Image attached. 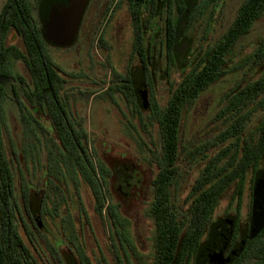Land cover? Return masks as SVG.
Masks as SVG:
<instances>
[{"label":"trees","instance_id":"obj_1","mask_svg":"<svg viewBox=\"0 0 264 264\" xmlns=\"http://www.w3.org/2000/svg\"><path fill=\"white\" fill-rule=\"evenodd\" d=\"M162 1L165 3L160 9L165 21H159L160 25L164 24L159 42L166 46L168 70L180 71L181 77L166 105L161 107L154 102L153 106L154 120L161 132V151L152 155L160 167L154 182L156 191L151 211L155 222V258L152 264H194L193 257L200 252L203 241L213 240L221 230V220H216L214 214L222 198L234 190V199L241 202L248 191L252 196L257 180L264 176V37L253 43L246 53H239L238 58L233 56L240 40L251 32L257 21L264 18V0H242L222 41L210 50L207 59L197 49V53L186 58L182 65L175 56L173 44L176 25L190 1L175 0L174 18L171 17L168 0ZM216 1L196 0L189 25L203 23L209 11L219 8ZM153 4L152 9L159 8L156 2ZM143 5L147 11V5ZM3 24L0 21V25ZM153 24V20L147 18L136 21L141 34L137 36L132 56L142 61L141 74L137 73L139 70H130L126 76L115 73V84L108 93L124 92L128 100L134 101L132 84L139 83L135 73L142 84L150 83L151 86L155 74L148 64L152 62L153 54L146 47L156 44V37L147 36L148 28ZM5 25V31L0 33V75L13 76L14 64L22 62L30 79L16 76L14 98H9L0 86V264H37L35 252L25 239L27 237L34 245V233L21 219L22 211L31 220L44 215L46 200L53 194L59 195V186L36 187L25 183L22 202L19 201L15 193V166L8 155L2 129L3 113L5 102H14L25 126L33 132L41 128L51 158H59V127H73L66 114L59 116V110L66 111L69 107L71 95L64 97L63 93H66L70 74L62 70L49 54V46H59L39 32L33 35V25L27 33L24 32L25 21L16 19L14 27L22 32L27 49H6V36L3 34L8 33L9 22L6 21ZM100 46H106L103 39ZM137 48L141 50L137 52ZM234 74H240V78L223 95L222 113L216 117L220 121L218 131L197 143L183 145L181 125L185 111L192 108L204 92ZM31 111L35 114L32 115ZM44 119L51 122L54 134L47 130ZM76 135L80 138L86 136L77 131ZM64 136V148L73 156L79 153L80 139L76 144L72 134L64 132ZM13 154L16 164L25 167L24 153L14 149ZM194 166H198V172L182 188L181 182L187 174L185 167ZM234 220V224L229 222L228 228H224L223 237L237 236L239 213ZM34 229L40 236L44 231V228L35 226ZM248 234L240 233L238 237L247 238ZM262 237L264 232L258 236ZM55 238L59 240V236L55 235ZM251 245V242L247 243L246 253H250ZM48 253L52 257L51 262L59 264L58 250L55 248Z\"/></svg>","mask_w":264,"mask_h":264},{"label":"flooded vegetation","instance_id":"obj_2","mask_svg":"<svg viewBox=\"0 0 264 264\" xmlns=\"http://www.w3.org/2000/svg\"><path fill=\"white\" fill-rule=\"evenodd\" d=\"M52 1L53 0H0V21L4 23L0 25V33L2 34L5 31L6 21H8L10 25L8 33L3 34L6 36V49H11L12 47L27 49L22 39V32H18L14 27V21L16 19L25 21L24 32L29 31L33 25L35 29V32L32 33L33 35L39 32L42 36L46 37V22L48 20L46 12ZM155 2L159 8L152 9L151 5H154L153 3ZM220 2L221 0H217L215 3L219 5ZM164 3L165 1L162 0H88L74 43L65 48L48 47V49L53 48L59 49L60 51L74 48V53L78 60L80 59L79 54H82V51L86 50L89 56V54H92L91 52L94 47L102 49L104 52L111 55L112 45L107 41V33L111 27L117 23L119 16H122L129 22L128 30L132 35V45L130 53L126 58V67L123 73L114 70L111 61L106 59L101 63H97L98 74L100 73L99 76L102 78L101 79L94 70L96 69V63L93 62V56L91 55L92 61L89 66L85 67V64L79 61L77 63L78 71L70 75L72 78H75L73 79L75 84L69 87L70 79H67L66 93H63V96L66 97L65 95L67 94L71 95V98L69 107H67L66 111L59 110V116L66 114L68 119L73 123V127H59V158H51V162L59 167V173L51 174L49 172V166L48 172L42 174L39 179L42 183L41 186L44 187L49 184L52 186V184H56L55 182L59 181V229L56 232V236H59V240L55 237L51 240L52 242L48 241L45 237L41 239L44 242V247L41 251L45 250L44 252L48 253L55 248L58 250L59 264H133V261H138L140 264L141 262L142 264L153 263L155 258V222L151 215V211L156 191L154 182L158 176L160 167L152 158L131 163L124 155L112 152V149H109L107 143H99V146H97L94 132L88 128L87 121L81 118L82 110L79 108L81 104L83 105V102L91 101L96 96L101 95L106 96L112 103L111 106L116 105L121 107L120 103H125L126 108L129 107L128 113L131 116L135 115L136 118H139L143 123L142 131L147 132L149 128L145 125V122H152L151 125L158 126L160 149L156 152L152 151V155L160 153L161 132L158 123L154 120L155 116L153 112L154 102L156 103L154 100L156 93L155 89L161 81H167L170 95L181 77L180 71L175 69L168 70L167 56L164 50L166 46L159 42V36L163 35L164 29V24L162 23L160 25L159 21H165V16H162L160 6H163ZM143 4L147 5V11H144ZM168 4L171 6V17L174 18L176 11L175 0H168ZM220 6L221 5H219V7ZM150 10L153 12H150ZM141 18L151 19L154 22V24L151 25L152 28H148L147 36L156 37V44L147 46L146 49L153 54L151 56L152 62H148V65L150 66L149 68L154 69L155 76H153L154 78L150 86V83L142 84L140 81L141 78L135 73L137 83H139L138 85L132 84L135 98L133 101L130 99L128 100L124 92L110 94L108 91L111 89V86L115 84L113 80L115 73L126 76L130 70H139L137 73L140 72V74L142 72V61L140 58L137 60L132 56L137 36L141 34L137 28L136 21ZM205 18L206 20H204L203 23L200 25L195 24V26L189 25L188 19L185 32L179 43V46L187 44L188 50L183 58L182 56L177 58L180 65H182L186 58H190L193 53L196 54L197 49H199L198 52H200L201 56H205L207 59L210 50L222 41L225 32L228 30L222 32V25L217 26L215 30L211 23L212 20H208L207 15ZM159 26L161 28H159ZM96 35L98 37L97 40L94 38ZM14 39L20 41L22 45L18 46L12 43L11 41ZM102 39L106 43V46H100ZM237 45L233 52V56L236 58L239 56V52L236 51ZM140 50L141 48H137V52ZM173 50L176 56L174 44ZM59 67L64 70L61 66ZM106 70L110 71V77L107 83L105 77ZM17 75L20 74H15L13 69V76L10 77L15 79L14 88L17 84ZM159 76L161 77L159 78ZM96 86L105 87L103 90L96 92ZM143 89L147 90L149 102V108L147 110H143L139 105L138 95ZM223 95L224 93L220 95L217 101L219 111L216 117L219 113H222L220 110L223 105ZM120 111L123 116L126 117V113L123 111L122 107ZM31 112L32 115L35 114V111ZM147 113L152 114L151 121L150 119L144 121L145 119H143V117ZM43 122L49 123L50 126L46 128L51 134H54L55 130L51 126V122L48 119H44ZM128 124V129L132 127L136 133H140V131L133 126L131 121H129ZM38 130L42 132L41 128ZM76 131L86 136L80 138L76 135ZM64 132L72 134L76 144L77 139L81 141L79 153L74 156L64 148V138L66 139ZM211 135L212 134L207 135V138ZM42 139H44L48 147L46 138L42 136ZM192 170V174L189 172L186 174L187 182L196 175L198 166H194ZM26 183L33 185L28 179ZM233 191L234 190L227 193L220 201L219 206L224 204L222 206L224 211L215 219L221 220V230L218 231L216 238L213 240L206 239L203 241L204 245L201 247L200 252L193 257L194 264H208L210 258L215 254L217 255V259H222L224 262H228V264H264V237L258 238V236L264 232V228L256 237L251 238L254 190L252 196L250 191L245 193L241 202H239L238 199H234ZM85 197H90L93 200V221L97 220L100 221L101 225H109V234H105V237L110 240V247L103 246L102 244L98 246L96 244L93 235V222L89 218L84 203ZM47 201L48 200H46V202ZM74 211H77V216L74 215ZM43 213L44 215L41 214L40 217L42 223L46 217V203ZM238 213L240 223H238L239 231L237 236L232 234L229 238L223 237L224 228H228L229 222H233L234 224V219ZM27 218L29 224L25 220L23 221H25L30 228L31 226L33 229L34 226L38 228L35 219L31 220L28 215ZM82 219L88 224H84L86 227L79 226V222H81ZM142 222L147 225L149 230L147 235L148 239L147 237L146 239L151 243V246L150 250L147 251H144L145 239L141 234ZM19 224L21 225V222H19ZM45 226L46 225L43 223L41 229L44 228V231L41 237H43L46 231ZM86 229H89L90 233H92L93 237L91 241L98 246L100 251L99 254L88 244L89 240L85 232ZM247 232H249L247 238L238 237L240 233L244 235ZM34 238V245H31L27 237L25 238L26 243L34 251H40L38 246H42V244H40V241L37 240L35 236ZM248 242L252 243L250 253H246L249 248L247 246ZM151 249L153 256L151 255ZM231 255H234V259H230ZM50 258L52 257H50L48 253L45 258L47 260L46 264H54L51 262Z\"/></svg>","mask_w":264,"mask_h":264},{"label":"rangeland","instance_id":"obj_3","mask_svg":"<svg viewBox=\"0 0 264 264\" xmlns=\"http://www.w3.org/2000/svg\"><path fill=\"white\" fill-rule=\"evenodd\" d=\"M242 0H221L218 9L214 12L209 11L207 14V19L212 20V25L214 29H217V26L222 25V32H225L228 27L233 22L235 14L240 6ZM119 20V21H118ZM117 23L111 27L107 33V41L112 45L111 55L104 52L102 49H97L94 47L92 49L93 62L95 65V72L98 74L97 63H101L106 59H109L112 63L114 70L119 73H123L126 67V58L130 53L132 45V35L129 32V22L125 20L122 16H119ZM264 37V18L256 22L251 32L243 37L237 45V52L246 53L250 46L261 40ZM97 40V35L94 37ZM12 43L21 46L22 43L18 40H12ZM10 42V43H11ZM79 54L80 59L78 60L74 48L60 51L59 49H49V54L55 63L58 66H61L66 72L70 75L76 73L77 63L82 61L85 64V67L90 65L92 61L91 55L86 50ZM243 55V54H242ZM90 57V59H89ZM110 71H105L106 83L109 80ZM14 73L20 74L27 79H30L27 68L22 62H16L14 64ZM100 74V73H99ZM98 74V76H99ZM100 77V76H99ZM101 78V77H100ZM240 74H234L228 76L220 83L214 85L208 91L204 92L195 105L189 110L185 111L182 125H181V139L182 144H194L202 139H206L207 135L214 134L218 131L220 121L216 120V115L219 111L217 106V101L220 98L222 93H225L228 88H230L238 79ZM69 87L75 84L71 76L69 77ZM102 79V78H101ZM105 86L99 87L96 86V92H99L104 89ZM156 93L154 100L161 107H164L169 98V85L167 81H161L158 84V87L155 89ZM106 98V96H96L91 101L83 102V105H80L82 110L81 118L86 120L88 123V128L94 132L95 143L99 146V143H107L109 149H112V152H117L118 154L124 155V157L131 163H136L139 160L151 159L152 151L156 152L160 149V138L158 132V126L151 125L150 122H145L149 128L146 131H142V122L139 118H136L135 115L131 116L128 111L129 107L126 108L125 103H120L123 111L126 113V117L123 116L120 106L113 105ZM127 105V104H126ZM3 133L5 137L6 149L8 155L13 160L14 170H15V193L20 202H22V191L23 185L26 183V180H30L32 184L36 187L41 186V175L48 172L51 174L59 173V167H57L53 162H51V155L49 148L46 146L44 139L40 131L33 132L29 130L21 117L19 108L11 100L5 102V109L3 113ZM151 113L145 114L143 119L144 121L150 119ZM131 121L133 126L140 133H136L135 130L130 127L128 129V122ZM46 127L50 126L48 122H45ZM40 138V139H39ZM18 149L22 151L25 155V167H19L15 160L13 150ZM111 151V150H110ZM186 168V172L192 174V168ZM187 176V175H186ZM186 176L181 182V187L187 186L188 182L186 181ZM59 185V181L55 182ZM84 203L86 205V210L88 212L90 220L93 222V235L94 240L98 246L102 244L103 246H111L110 240L105 237V234H109L108 228L109 225H101L100 221H93L92 210L94 208V203L92 198L85 197ZM217 207L215 211V218L223 213V206ZM90 212H89V211ZM246 214V212H245ZM74 215L77 216V211H74ZM29 224L27 214L25 211H22V217ZM46 225V231L43 234V237L38 235L36 231L32 228L34 236L37 240L40 241L42 246H38L40 251H34L37 264H46L47 252L41 251L44 247V242L42 238H46L48 241L54 239L57 230L59 229V195L53 194L51 198L46 202V217L43 221ZM88 225L83 219L79 222V226L86 227ZM86 235L88 238V244H90L96 252L99 254L98 246L91 241L93 235L90 233L89 229H86ZM148 227L142 222L141 224V234L145 239L144 251L150 250L151 243L147 241L148 237ZM153 232V231H152ZM147 237V239H146ZM91 241V242H90ZM52 242V241H51ZM91 247V248H92ZM143 251V252H144ZM151 255L153 252L151 249ZM133 264H140L138 261H133ZM142 264V262H141Z\"/></svg>","mask_w":264,"mask_h":264},{"label":"water","instance_id":"obj_4","mask_svg":"<svg viewBox=\"0 0 264 264\" xmlns=\"http://www.w3.org/2000/svg\"><path fill=\"white\" fill-rule=\"evenodd\" d=\"M189 1L190 4L176 26L174 48L177 58L179 56L183 58L188 50L187 44L179 46V43L196 4V0ZM87 4L88 0H53L46 12V17L48 19L46 22V38L49 42L59 47L71 46L76 39ZM14 84L15 79L13 77L0 75V86L4 89L9 98L15 97ZM138 96L139 105L143 110H147L149 108L147 90L143 89ZM35 221L38 228L41 229L43 227L42 219L39 216H35ZM263 228L264 176L257 180L254 188L251 238L256 237ZM216 256V254L213 255L208 261V264H228V262L226 263L222 259H217ZM230 259H234V255H231Z\"/></svg>","mask_w":264,"mask_h":264}]
</instances>
